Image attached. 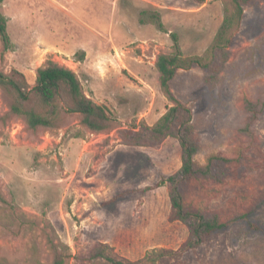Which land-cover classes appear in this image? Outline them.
Wrapping results in <instances>:
<instances>
[{"label": "rangeland", "instance_id": "374dc122", "mask_svg": "<svg viewBox=\"0 0 264 264\" xmlns=\"http://www.w3.org/2000/svg\"><path fill=\"white\" fill-rule=\"evenodd\" d=\"M0 11L12 43L0 70L22 72L33 87L51 59L74 70L114 118L95 132L59 107L57 127L32 130L10 112L13 98L0 86V264H51V241L70 254L67 264H106L89 258L100 243L139 264H264V0L246 7L217 83L198 66L178 70L172 82L192 109L197 164L229 159L214 176L179 182L188 209L224 223L192 248L183 246L189 227L173 217L167 180L182 165L179 140L132 145L124 131L154 125L174 104L156 66L172 50L171 33L184 56L205 55L225 3L4 0Z\"/></svg>", "mask_w": 264, "mask_h": 264}, {"label": "trees", "instance_id": "16d2710c", "mask_svg": "<svg viewBox=\"0 0 264 264\" xmlns=\"http://www.w3.org/2000/svg\"><path fill=\"white\" fill-rule=\"evenodd\" d=\"M3 1L0 0V9ZM198 1L204 2V0ZM222 1L225 3V16L213 44L205 55L184 56L177 33H171L172 50L158 55L156 66L160 73V84L174 104L154 125L142 123L140 128L135 126L124 131V140L132 145L142 144L145 140L161 142L168 136H174L179 140L182 148V165L177 174L168 177L167 180L173 186L170 194L173 217L189 227V236L183 246L191 248L205 242L213 232L221 229L224 223L216 214L206 215L198 210L188 209L183 203L179 182L191 176H214L215 171L223 167L224 162L229 159L214 155L208 159L205 166L197 164L195 156L198 145L194 136L192 109L174 95L171 86L178 70L191 69L194 66L201 67L208 73L207 83L215 84L223 76L231 56L229 48L232 43L231 36L241 24L246 7L252 5L255 0ZM153 18L159 28L164 30L161 18L159 16H153ZM0 40V58L4 60L5 54L12 48V43L8 33V18L1 11ZM0 86L13 98L10 112L23 116L27 127L32 130L39 127L49 129L57 127L59 107L68 112L80 114L81 123L95 132L109 129L114 120L107 107L94 102L87 96L74 70L51 59L37 69L33 87L25 75L16 69L9 73L0 70ZM61 102L66 105L65 108ZM248 106L253 112L255 111V105L251 101H248ZM0 199L5 200L1 191ZM51 248L54 251L51 264H67L70 254L64 251L65 247L51 241ZM89 258L102 260L106 264H139V261L120 257L106 243H100L94 247L89 253Z\"/></svg>", "mask_w": 264, "mask_h": 264}]
</instances>
